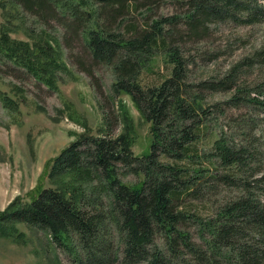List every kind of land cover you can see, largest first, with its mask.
<instances>
[{
    "label": "trees",
    "instance_id": "trees-1",
    "mask_svg": "<svg viewBox=\"0 0 264 264\" xmlns=\"http://www.w3.org/2000/svg\"><path fill=\"white\" fill-rule=\"evenodd\" d=\"M5 1L42 22L54 19L61 23L70 36L81 41L94 62L108 66L114 78L111 90L129 95L149 123L150 144L149 152L138 156L123 134H80L50 160L48 177L91 173L102 180L105 199L68 184L42 187L28 200L17 197L0 210V236L8 235L15 224L33 227L70 253L75 264H264L262 143L244 131L242 143L222 133L208 149L198 147L209 129L212 131L206 122L203 92L232 90L226 103L240 104L242 90L236 86L240 76L235 74L244 63L264 64V45L251 58L229 67L221 79L194 83L188 79V59L168 39L180 20L190 35L208 20L262 21L264 0H189L183 17L155 19L142 28L135 25L126 37L110 31L100 17H120L127 8L137 9L139 0H89L88 5L84 3L87 0ZM92 4L94 8L89 7ZM45 43V47H32L0 31V58L53 89L52 80L39 73L50 65L57 66L39 60L43 49L50 47ZM157 53H163L171 64L169 75L156 86L144 87L137 74ZM245 96L247 104L258 108L257 122L264 128V84L255 89V95L246 92ZM0 101L7 108L15 107L1 94ZM211 107L223 114L220 103ZM118 163L141 175L140 182H121L115 174ZM218 187L237 194L227 190L222 202L210 208V215L188 209L192 201L208 203L205 197L210 193L219 195ZM186 224L196 226L200 243L182 229Z\"/></svg>",
    "mask_w": 264,
    "mask_h": 264
},
{
    "label": "rangeland",
    "instance_id": "rangeland-1",
    "mask_svg": "<svg viewBox=\"0 0 264 264\" xmlns=\"http://www.w3.org/2000/svg\"><path fill=\"white\" fill-rule=\"evenodd\" d=\"M188 1L139 0L137 9L127 8L122 16L111 20L109 14H102L100 21L110 31L129 36L135 25L142 28L155 19L183 17ZM84 3L90 4L89 0ZM89 7L94 8V5ZM18 8L0 0V31L32 47L34 44L45 47L48 42L50 47L43 49L39 60L57 66L50 65L39 71L52 80L54 86L50 89L21 67L0 58V94L15 105L13 109L7 108L0 101V210L17 197L25 201L42 187L59 188L63 184L77 186L87 195L94 193L105 199L102 180L91 173L85 176L71 172L49 178L50 160L82 133L110 137L123 134L134 155H145L149 152V123L129 95L115 94L111 90L114 79L111 69L94 62L75 35L70 36L54 19L42 22L22 7ZM43 28L48 33L40 30ZM188 32L180 20L168 39L173 40L171 44L178 46L181 55L188 59V79L194 83L221 79L229 67L245 57L251 58L254 51L264 45V20L249 24L208 20L205 25H198L195 35ZM170 68L164 54L157 53L140 67L136 79L144 87L156 86L169 75ZM238 76L236 86L242 91L240 104L236 106L226 103L232 90L203 92L202 103L208 114L206 122L210 123L212 131L209 129L210 133L200 141L199 149H208L222 133L235 143H242L244 131L248 134L250 131L264 149V128L257 122L258 108L245 102L246 92L253 96L255 89L264 84V64L244 63L235 74ZM213 103L221 104L223 114L211 107ZM160 159L169 162L162 156ZM115 174L127 185H135L142 179L121 163L115 165ZM228 189L218 187L219 195L210 193L205 197L208 203L192 201L188 209L197 210L203 216L210 215V208L212 210L225 198ZM228 192L237 194L235 190ZM182 229L188 230L192 240L200 243L195 225L186 224ZM155 241L160 240L156 238ZM0 264L75 263L70 253L52 244L45 232L15 224L8 235L0 236Z\"/></svg>",
    "mask_w": 264,
    "mask_h": 264
}]
</instances>
